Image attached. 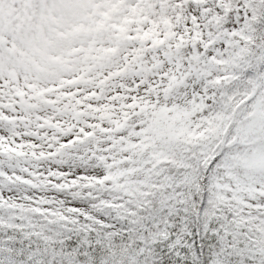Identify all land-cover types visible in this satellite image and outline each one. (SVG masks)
<instances>
[{
    "label": "snow or ice",
    "instance_id": "snow-or-ice-1",
    "mask_svg": "<svg viewBox=\"0 0 264 264\" xmlns=\"http://www.w3.org/2000/svg\"><path fill=\"white\" fill-rule=\"evenodd\" d=\"M0 264H264V0H0Z\"/></svg>",
    "mask_w": 264,
    "mask_h": 264
}]
</instances>
